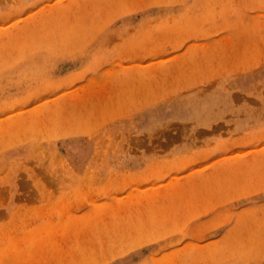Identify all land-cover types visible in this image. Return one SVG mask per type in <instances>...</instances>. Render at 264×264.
Instances as JSON below:
<instances>
[{"label": "rangeland", "instance_id": "rangeland-1", "mask_svg": "<svg viewBox=\"0 0 264 264\" xmlns=\"http://www.w3.org/2000/svg\"><path fill=\"white\" fill-rule=\"evenodd\" d=\"M1 124L0 264H264V0H0Z\"/></svg>", "mask_w": 264, "mask_h": 264}, {"label": "bare ground", "instance_id": "bare-ground-1", "mask_svg": "<svg viewBox=\"0 0 264 264\" xmlns=\"http://www.w3.org/2000/svg\"><path fill=\"white\" fill-rule=\"evenodd\" d=\"M125 99H126V98H125ZM0 126H2V124H1Z\"/></svg>", "mask_w": 264, "mask_h": 264}]
</instances>
